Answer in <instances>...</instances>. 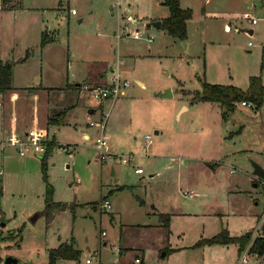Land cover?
<instances>
[{
  "label": "rangeland",
  "instance_id": "1",
  "mask_svg": "<svg viewBox=\"0 0 264 264\" xmlns=\"http://www.w3.org/2000/svg\"><path fill=\"white\" fill-rule=\"evenodd\" d=\"M66 1L76 15L67 14ZM13 2L12 9L0 10V61L12 64L10 84L53 86L61 74L63 85L73 63L93 61L89 66L96 68L95 61L113 63L118 57L119 74L129 85L116 118L109 110L121 98L103 102L109 113L104 133L108 148L122 145L123 155L131 156L102 159L79 134L70 133L59 140L76 144L70 154L55 145L44 167L42 154L20 162L11 149L9 162L0 167V264L6 257L18 264H48L49 251L71 241L77 260L56 264H85L87 258L89 264H126L135 249L122 250L120 257L114 253L125 247L142 248L145 264H233L232 245L195 244L221 228L239 235L243 224L250 225L244 216L260 209L262 184L252 188L250 176L252 164L264 170V102L258 109L237 103L224 121L217 103L178 107L197 102L202 81L245 90L248 77L259 75L264 87V23L252 26L242 18V13L261 15L257 2L248 10L243 0H179L180 8L191 10L182 41L150 25L168 15L160 0ZM45 27L55 40L41 45ZM134 29L139 39L123 36ZM109 75L107 70L105 81ZM165 90L169 97H163ZM84 97L88 107L97 103ZM144 136L150 140L147 149ZM135 168L141 174L133 173ZM46 184L51 202L68 204L49 218L43 212ZM233 184L242 193L229 194ZM108 192L109 208L102 209L99 199ZM160 214L168 215V228ZM165 247L172 251L160 258ZM249 261L264 264L260 257Z\"/></svg>",
  "mask_w": 264,
  "mask_h": 264
},
{
  "label": "crops",
  "instance_id": "2",
  "mask_svg": "<svg viewBox=\"0 0 264 264\" xmlns=\"http://www.w3.org/2000/svg\"><path fill=\"white\" fill-rule=\"evenodd\" d=\"M245 4V8L250 10L253 8L252 2L249 0H243ZM179 2V0H178ZM67 4V14L74 16L76 15V12L74 11V14L70 13V10L73 9H68V2L66 1ZM12 9V8H10ZM185 9V8H182ZM9 10V9H8ZM242 14H250V13H242ZM168 16V15H167ZM166 16V17H167ZM253 16V15H252ZM68 17V16H67ZM66 19L68 20V18ZM165 17V18H166ZM130 18L129 13L126 12V20ZM163 18V19H165ZM163 19H154L157 20L159 23ZM78 23L81 22V19L77 20ZM263 22V21H260ZM258 23V22H257ZM256 23V24H257ZM264 23V22H263ZM255 24V25H256ZM139 25V24H138ZM147 24L146 26H148ZM251 25V24H250ZM252 25V26H255ZM160 28V26H159ZM136 30V29H134ZM234 31H236V28H234ZM253 32V28H248L247 33L251 34ZM43 35L44 38L47 40L46 43H51L54 42V31L48 32L46 27L40 32V35ZM140 37V34H139ZM139 39V38H138ZM137 40V39H134ZM70 57H74V53L70 54ZM132 57V56H131ZM93 61H83L82 63H73V69L72 72L69 74L68 79L66 77V82L62 85V76L61 74L59 76L56 75V78H58V83L53 86H37V87H30V88H25V87H15L10 84L11 89L9 91H6L4 93L0 94V143L4 142L5 138L9 135H16L18 137H23L25 133L31 129V128H39L44 135H45V140L46 143L53 142L54 146L56 145L58 149L60 148L63 152H66L70 154L71 150L73 148L70 147H75L76 144L73 142H59L60 140V135L61 133H64V135L71 134L70 137H72L75 134L80 135V140L83 141L84 143H87L92 146L93 148V141L95 137L97 136V128L94 126H89L88 122H95L92 118L97 116L98 118V111L100 109H103V103L98 104L95 103L94 106H86L84 105V99H86L84 96L86 94H81L77 90V85L80 83H87V84H101L103 83L104 78H105V73L107 70H110L111 67H113L116 62L119 70V65L122 63L121 60H119L118 57H116L115 62L113 63H106L102 60L95 61L99 65L96 68H92L91 63ZM134 62V61H133ZM0 63H2L0 61ZM71 67V63L67 64V68ZM109 67V68H108ZM120 73V70H119ZM125 79V78H124ZM11 80H12V75H11ZM127 80V79H126ZM135 84L139 87H143V83L140 82L138 79L134 78L133 79ZM11 83V81H10ZM59 85V86H58ZM263 86V85H262ZM237 87V86H235ZM238 88V87H237ZM264 88V87H263ZM126 88L123 91V94L119 96L117 99L121 98L117 103L114 101L110 107V113H114V117L116 118L121 114V110H123V101L122 97L126 95ZM74 97V99H73ZM183 100L185 101L187 98L183 97ZM264 98V94H263ZM123 100V101H122ZM200 104H210L213 105L212 103L209 102H192V101H185V103H181L178 107L182 111H185L188 109V106H199ZM237 105V104H236ZM235 105V107H236ZM240 107H246V106H241L238 104ZM218 106V105H217ZM219 107V106H218ZM60 108V109H58ZM114 108V109H113ZM220 108V107H219ZM64 111V115L62 119L60 120L59 123L57 124H51L49 120L53 118L55 114ZM109 114V113H108ZM106 118V124L105 128L108 125V115ZM221 114V120L224 121L227 117V113H223V111L220 112ZM177 116V115H176ZM112 123L111 125H113ZM104 128V132H105ZM0 144V145H1ZM144 148L147 149L148 145L144 143ZM15 150L14 147L11 146H3L0 148V167L1 163L5 164L8 163L10 159V153L12 150ZM110 149V148H109ZM94 150V149H93ZM110 150L113 151V153L110 152ZM109 150L110 155L115 157V155L122 153L123 155V146L122 145H112L111 149ZM117 152V153H116ZM131 156V155H129ZM19 157V156H17ZM24 157V156H23ZM23 157L19 158L21 159L20 162H24ZM26 159H33L31 157H28ZM118 159V158H117ZM26 161V160H25ZM188 161L195 162L197 163L199 160L195 158H189ZM202 161V160H200ZM204 162V161H202ZM179 165L184 164L183 159L178 160ZM216 166V163H212V168ZM264 172V170H263ZM134 173V172H133ZM141 174V173H140ZM0 175H1V169H0ZM151 177V176H149ZM250 182L252 188H255L257 186L256 183L262 184L264 186V180L257 178L255 175L252 173L251 169V176H250ZM227 192V191H226ZM229 194L231 195H236L237 193L240 194L242 193V190L239 189V186L236 184L231 185V189L228 191ZM188 197H193L194 194L193 192L187 193ZM262 203L260 205L259 211L256 213H250L248 217L244 216V219H251L250 225H245L243 224V230L238 233L239 235L235 236H229L228 231L226 229L221 228V230H225L226 234L230 238L234 237H239L247 233H253L254 230L257 228L263 214H264V194L262 193ZM107 199V198H106ZM64 204V203H63ZM259 205L258 200L253 201V207H257ZM66 208L68 207V204H65ZM70 206V205H69ZM65 209V208H64ZM63 209V210H64ZM166 215L167 217V222L164 223V225H167V228L169 227V217L167 214H160L159 217H164ZM164 219V218H163ZM146 226V225H145ZM169 232V231H168ZM167 232V233H168ZM215 236V235H213ZM212 236V237H213ZM211 238V237H210ZM202 239H209V238H200ZM70 243V242H69ZM68 243V244H69ZM67 244V243H65ZM216 246L220 247H226L228 245H232V253L234 256V261L233 264L236 261L238 251H237V245L230 243L226 245H220V244H215ZM204 246V245H200ZM199 246V247H200ZM210 246V245H208ZM135 249V255L132 258V262H129L126 260V264H132L134 258H139L140 259V264H145L144 262V251L140 247L136 248H131V247H125V248H119V252L122 254L118 253V256H122L124 252L122 250H131ZM76 250V249H75ZM172 249L169 247H165L163 252L159 255L160 258L166 257V254H168ZM250 260L251 258H259L256 257L253 254H250ZM260 258H264V255L261 256ZM57 261H67V260H56L54 263L56 264ZM85 261V260H84ZM71 262V261H69ZM75 262V261H74ZM53 263V264H54Z\"/></svg>",
  "mask_w": 264,
  "mask_h": 264
},
{
  "label": "trees",
  "instance_id": "3",
  "mask_svg": "<svg viewBox=\"0 0 264 264\" xmlns=\"http://www.w3.org/2000/svg\"><path fill=\"white\" fill-rule=\"evenodd\" d=\"M13 0H0V10H7L12 8ZM160 5L167 9L168 16L160 22V28L170 37L182 41L185 39L186 22L191 18V10L188 8L182 9L179 6L178 0H160ZM47 40L44 36L40 35V43L45 44ZM260 67L264 66L263 52H262ZM11 63H0V94L11 89ZM200 89L196 92L194 101L197 102H209L217 103L224 109L223 113L231 112L234 110L235 105L240 102H249L253 105L254 109H258L264 102L263 99V86L259 75L249 76L247 79V87L245 90L232 85H216L200 82ZM64 111H61L53 116L49 120L51 124H57L60 122L64 115ZM54 146L53 142H49L45 145V150L39 157L42 167L45 165L46 157L49 155L50 150ZM121 189V187H120ZM262 193L264 194V186H262ZM109 192L99 199V203H102L108 196ZM50 186L46 184V197L44 200V214L46 218H49L53 211L63 210L66 208L65 204L53 203L50 201ZM97 203H92L95 206ZM167 222V217H163ZM166 224V223H165ZM11 234V233H10ZM17 237V234H16ZM4 238L0 237V241ZM250 239V233L244 234L239 237L230 238L227 236L225 230H221L215 236L209 239L199 240L195 246L200 245H212V244H236L237 251L240 252L248 243ZM72 241L69 244H60L57 248L49 251L48 264H53L56 260L76 261L78 257V251L72 247ZM248 253L253 254L256 257L264 255V225L260 226L259 232L253 237L250 242Z\"/></svg>",
  "mask_w": 264,
  "mask_h": 264
},
{
  "label": "built area",
  "instance_id": "4",
  "mask_svg": "<svg viewBox=\"0 0 264 264\" xmlns=\"http://www.w3.org/2000/svg\"><path fill=\"white\" fill-rule=\"evenodd\" d=\"M250 2H257V5L261 9V15L259 17L252 16L250 14H243L242 18L249 21L251 25H255L258 21L264 22V0H249ZM71 14H74V10H70ZM139 31L131 30L130 32L126 31L123 33V36H129L132 39H138L139 38ZM117 38L120 37V34H116ZM249 43L247 44V47H249ZM110 75L108 77V80L103 82L102 84H87V83H80L77 85V90L81 94L88 95L92 100L96 101L98 104H101L105 101L113 102L116 100L119 96L123 94V91L125 88L128 87V82L126 79L121 78L116 64L110 68L109 70ZM241 106L251 107V104L249 102H240ZM106 118H107V112H103L102 109L98 111V118L95 122H88L89 126H94L97 128V136L95 137L93 141V149L96 151L98 157L104 158L106 155L110 156L108 144L106 141V136L104 133V128L106 124ZM145 144H150V140L148 136H144ZM45 135L44 133L37 129V128H31L29 129L23 137H18L16 135H9L5 138L4 142L0 145V148L3 146H11L14 147L16 154L19 157H23L25 155H41L45 150L46 145ZM116 158H122L125 156L126 158H130L128 155H122V153L115 155ZM122 163H125V159L120 160ZM135 174H140L141 170L139 168H135L133 170ZM184 192L183 194H185ZM100 208L107 209L109 208V201L105 199L101 204ZM264 225V214L257 226V228L254 230L253 233L250 234V239L247 243V245L238 253L236 261L234 264H250L248 253V248L250 245L251 240L253 237L259 232L260 226ZM101 236L104 235L103 232L100 233ZM114 253L118 255L119 251L118 249H114ZM85 264L90 263V258L85 259ZM132 264H140L139 258H134Z\"/></svg>",
  "mask_w": 264,
  "mask_h": 264
},
{
  "label": "water",
  "instance_id": "5",
  "mask_svg": "<svg viewBox=\"0 0 264 264\" xmlns=\"http://www.w3.org/2000/svg\"><path fill=\"white\" fill-rule=\"evenodd\" d=\"M150 25L155 28H159L160 23L158 21H155V22H152ZM169 96H170L169 90H165L163 97H169ZM252 173L257 178L264 180V172L258 165L252 164ZM3 264H18V263L16 259L11 258V257H6L3 261Z\"/></svg>",
  "mask_w": 264,
  "mask_h": 264
}]
</instances>
